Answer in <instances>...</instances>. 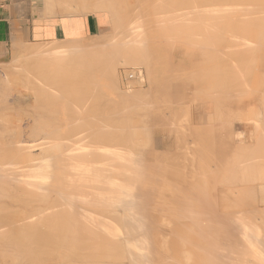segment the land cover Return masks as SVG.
Masks as SVG:
<instances>
[{
	"label": "bare ground",
	"instance_id": "1",
	"mask_svg": "<svg viewBox=\"0 0 264 264\" xmlns=\"http://www.w3.org/2000/svg\"><path fill=\"white\" fill-rule=\"evenodd\" d=\"M49 1L47 2L46 0L47 6L44 5L46 6L45 8H47L46 10L48 12L56 4V1L54 2L55 4L53 3L52 0H49ZM61 1L64 3L66 2L63 0ZM101 1L102 2L101 3L99 2V3L103 4L104 1L103 0ZM123 1L121 0V2ZM163 1H166V0H163ZM168 1L169 0H167V2ZM183 1H181V4ZM191 1L192 0H188L189 4L191 3ZM211 1H214V0H211ZM217 1L220 2L221 0H217ZM230 1L232 2L234 0H230ZM230 1L228 2L227 0V3L231 4ZM62 2L57 0L56 5L58 6L60 5V7L62 6L64 7L66 3L63 4ZM72 2L74 3L75 1H72ZM108 2L110 3V0ZM133 2H136V1H133ZM192 2H194V0ZM51 3L54 5L50 6ZM96 3L98 4V2ZM170 3L168 2V5L166 4L167 5L166 8L164 6H163L164 8L163 7L161 8L160 11H163L162 14L160 13L161 15L163 16H165V14L168 15L169 11H172V8L174 9L173 5H175L176 3L175 2H174L175 4L173 2L171 4ZM184 3L188 5L187 1L186 2L184 1ZM223 3H218V4L222 5ZM225 4H223L222 6H224ZM228 4L226 6H228ZM237 4L239 5V9L241 8V10L237 9L239 13L240 11H243L245 15L248 14L247 17L250 16L249 19L252 18L253 24L257 23L256 25H258L260 29L259 30L260 32L257 30L259 32L258 34L260 35L259 36L260 45L258 44L250 45L251 43H248L249 41L244 40L242 43L249 44L250 46L248 45L246 48L245 47L236 48L235 51L238 50V52H236L238 54H240L239 51L240 52L243 51L245 56H248V58H250L249 60L251 61H253L252 58L255 59V57L253 56L258 55L257 56L258 61L260 63V60H261L260 64L262 66V62H264V0H241V1H238ZM104 5H106V3L103 5H100V7ZM68 6L70 8H74L73 7L74 5L71 7V3ZM88 6L89 5H86L85 7H88ZM95 6L94 8H96ZM111 6L113 5L110 3L108 4L109 9L108 7H103V8L104 9L107 8L108 11L110 10V13L107 12L108 15H106V17L109 19V21L113 20V22L115 23L116 20L119 21L118 18L120 17V15L118 13V9L111 7ZM219 6L220 5H218V8L221 9L222 6H220L221 8ZM85 7H82V8L85 9ZM186 7L188 9L191 8L188 6ZM231 7L236 8L235 5L234 6L229 5V9H231ZM45 8L43 7V9ZM138 8L140 7L138 6L137 9ZM68 9L66 13L64 12V10L58 13L57 11H54V9H51L52 11L50 10L49 14L54 15L55 13L56 15L58 13V15L61 16L60 13H62L65 16L67 15L68 17H71V18L77 17V14L79 16L81 14L80 12L74 14L76 7L74 8V10L72 9L73 12L71 10L69 11ZM89 9L91 8L89 7ZM214 9L216 11V8ZM222 9H224V7ZM234 9L233 11L235 12L236 10ZM87 10L88 8L86 9V11ZM93 10L94 9H92V12ZM100 10H98V12H100ZM203 10L204 12H206L207 10H209V8L203 9ZM203 10L201 11L203 12ZM76 11L78 12V9ZM80 11L83 12L82 9ZM233 11L230 10L229 12H233ZM42 12H44L45 14L44 10ZM92 12L89 11L87 14V17H85V14L83 13L81 14L85 18H88L89 20L87 22H85L84 20L85 22L84 26L88 29V32H87L88 37H86L87 40L81 41L80 39H78V37L76 38V40H75V37L70 38V40L74 39L72 40L73 43L70 45L71 42L66 41L68 40L66 38V40L64 39V41L65 43L68 42L69 44L68 45L67 43L65 44L62 41L63 40L62 38H60L62 39L61 43H64L67 47L64 44L60 45V42L57 43L58 39L55 40L57 41L55 43H57L60 46H58L57 44L55 46L54 42L50 43L54 39L51 41H47V42L43 41V43L45 42L47 44L46 46H43L45 45V43L42 45L44 47L45 52L42 49L43 47L40 45L42 43L40 42L38 43L41 46L40 47V46H35L37 42L36 43L34 42L35 48H33L34 46L31 48V51H34V53L33 52L31 53L30 51L29 52L30 54L27 53L28 56L26 55L24 56V58H27V57L28 58L26 60L22 59V61H20V62L24 61L21 64V66L23 67V70L25 69L24 70L25 74L21 75L23 79L21 77L20 79L17 78L19 81L24 80L26 85L33 87V88L31 87V90L29 89L30 92L27 93L26 96L24 94H23L24 96L20 94L21 88H20V85L18 84V87L20 88V93H19L20 97H15L11 105L10 103L11 101H9L8 99H4V97L6 96L7 98L8 96L10 97L12 96V94H8L9 93L8 89L10 87H8L7 89V87L4 86L6 87L7 90H5V88H0V91H2V94L4 92L3 90H5L6 92L8 91L7 93L4 92L5 94H7V95L3 94L4 97L3 95H1L3 98L2 100L4 101L0 99V140H3V141L9 140L8 147H6L5 149L2 148L3 150L0 148V195L4 194L6 196L4 201L0 200V226L2 227V229H0V244L3 243V244H9V246L12 245V247H15L16 251L22 253V256L23 255L26 256L25 261L27 262L30 261V259L27 260V257L36 256L37 258V256L40 254L42 255V254L50 253V256L51 255L52 256L50 258L48 257L47 260H50L52 258L59 260V261H56L57 263H53V264H72L70 263L71 262L70 260H75V261L80 260L82 263H85V264H264V205L261 207L256 206L252 208H243L241 206H237L235 209L220 208L219 206L221 203L228 202L230 198V193L234 199H235V195L233 194L238 195L236 196V198L240 196L239 198L240 201L245 196H247L250 191L256 192L258 201H262L264 197V73H263L264 67L260 68V70H263V72L258 71L259 73L260 72L262 73L261 78L263 79H260L259 75L261 73L259 74L256 72L257 74L256 76V74H254L255 72L254 71L253 74L256 77H254V75H251L250 73L251 77L254 78V80H258L257 85L255 83L254 84L252 83L253 86L255 87V88L253 87L254 91L253 89L252 91H250V89H248V86L246 85L247 83L246 80L248 79L249 75H247V77L245 76L246 74L243 76H240L241 78L245 77V80L244 79L241 80L240 77L238 76L239 79L243 83L242 84L240 82L242 84V87H239V86H235L237 83L235 85H233L234 84L233 83L232 84L233 86L231 85L230 82L234 81V80H231L232 74L234 72L231 69L232 74L230 73L229 70L228 71L230 74H227L226 72L228 71H225L228 69L226 65L224 66L225 70L223 66H221V69L223 68L222 71H225L227 75H225V73H223L220 68L219 70H214V67H213V70L216 71V73H213L212 72L213 70L210 71L213 73V76L214 74H216V77L218 76L219 80L215 76L214 78H216L219 82L223 81L220 83V84L223 83L220 86L219 82L218 83L214 82L213 77H211V80H213V83L215 85L219 84V87H221V90L219 89V91L221 92L219 93H224V91L226 92L230 90L231 92L233 90L238 91L239 88L249 90V93L247 90H245L247 91L246 93L243 91L245 93L243 96L249 95L251 92V95H249V97L251 98L248 99V97L246 96L248 101L245 100L243 101L244 103L241 101L243 103L241 106L236 104L237 108L242 110L241 112L243 114V117H241L242 116L241 115L239 117L240 119L238 117L237 118L238 120H241V118H243L241 121H245V123L240 121L234 124L230 123L229 125L227 123V125H225L223 121L224 120L226 121L231 116V115H228V113L231 114L232 112L231 110H230L231 112L229 111V107H227L228 106L227 105L226 110H225L226 112L225 111H223L224 113L220 112V115L218 116V119L220 118L219 121L217 120L214 122L209 121L210 123L215 124V126H212L210 129L209 127L212 124L208 128H205L206 126H204L205 128L204 130H203V127L198 128V129L203 130V131L202 130L200 131L202 132L200 133L201 134L200 137L203 140V143L202 141H200L201 139H198L196 135H195L196 137H194L195 132L198 130V129H195L196 128L194 127L195 124L194 126H192L193 124L190 126L191 128H193L191 129V132H190L189 129L186 130L185 128H183L185 126L182 123L183 127H177V126L172 127L175 129V132L168 131L171 133V135L173 134L172 137H175L173 138L175 141H173L174 143L172 144L173 146L171 145V147H176V150H174L176 154L175 152L173 153L172 148H171L172 151L171 149L168 150L172 154L166 151L167 149L166 147L168 145L164 143L163 141L164 139H160V138L159 140L163 141L162 147L160 145L161 148H159V151H157L156 154L154 153L155 155L149 154V149H150L149 146L151 144L150 145L148 143L146 144V142H144L145 139L143 140V142L145 143V144L143 143L144 145H141V142L140 144H137V143L135 144L134 138H137L136 135L134 134L132 135V133H130L129 127H124L125 125L123 126V124L124 123L126 124L128 120L127 119L128 116H126L127 118H125L123 114L125 111L128 112L127 107H126L128 106V101H129L128 98H132V99L135 98V101L138 100V105H141V104L139 103V99L136 97V94H138L139 92L136 93L130 88V90L133 93L130 91L126 93V91L124 92L123 90L120 89L119 67L124 66L125 68H129V67H132V65L137 66L136 64H141L140 60L144 58L142 56L143 54L140 55L142 56L140 57V56H137V53L141 54V51L143 50L146 51V49L149 53L150 52L152 53L151 55L146 52V54L149 55L146 58L147 59L149 58L148 62L150 63L148 64V66H150L153 61V58L151 59L150 56L151 57L158 56L157 58H159L160 56L158 54L155 55L153 53V50H155L157 47V46L156 47L154 46L155 42L159 40H154L153 39L154 35L153 37H151L152 36V35L150 36L151 32L145 31L147 28L145 30L142 29L144 30V34L147 33L145 34L147 35L146 37L145 36L137 37L135 34H133L134 32L129 33L130 31L127 33H124L126 30H128V28L124 31L123 30L124 28L122 26L123 23H120V24L118 23L117 28H115L114 30L112 29L111 30L112 33H111L107 27H106L107 29L105 28L106 30L104 29V26H106L107 24L101 25L102 23L100 21H102V18H104V16L103 15L100 16L101 13L96 14L93 12L94 13L93 14ZM218 12H221V15H222L221 10ZM129 13L131 14L132 12L129 11ZM147 15L146 17H148ZM224 15H227V14L225 13ZM242 15L243 14H241V16ZM241 16H240V19H241ZM138 17L136 16V18ZM146 17L144 18L146 19ZM247 17L245 18L248 19ZM157 18H159V16ZM170 18H173V17H170ZM191 18L193 17L191 16ZM141 19L143 20V22L141 21V24L148 23L147 21H149V20L147 21L145 20L144 22V19L143 18ZM123 20L124 19H122V21ZM126 21H127V18H126ZM153 21H154V18H153ZM166 21H167V18H166ZM178 21L177 22L175 21V23H178ZM181 21L182 20H180V22ZM247 21L248 20H246V22ZM249 21H248V26H247L248 28H250ZM94 22L96 25V33L93 30ZM163 22L161 23L164 25ZM167 22H169V19ZM167 22H166V25H168ZM223 22L225 23L226 21H223ZM103 23H105L104 20H103ZM110 23L112 24L111 21ZM161 23L159 22V24L163 26ZM149 24H150V21H149ZM159 24H157V26H160ZM102 26H103V29H102ZM235 26L237 25H234V27H231L229 25L230 28H235ZM253 26L251 25V28ZM124 27L126 26L124 25ZM144 27H147V26L145 25ZM166 27L167 26H165V28ZM168 27L169 28H167V30L170 29V25ZM156 28L158 29V27ZM133 29H131V32ZM171 29H172V32H174L173 31L174 28L172 27ZM237 29L238 28H235V30ZM104 30L106 33H104ZM254 30H252L251 32H253ZM246 31L249 32L248 29ZM170 32L171 31H169V33ZM183 32L185 31L183 30ZM196 32H198V30H196ZM217 32H219V30ZM231 32H233V35H234V29L233 31L231 30ZM242 32H244V28H243V31H241V33ZM207 33L210 34L211 32L208 31ZM196 34H199V32ZM245 34H244V37L246 38ZM111 35L112 37L110 39L109 36ZM179 35H181V33ZM217 36H219L218 33H217ZM174 38H175V35L172 37V39ZM163 39H165V37ZM256 39L257 38H255V40ZM218 40H219L218 41L219 43L223 41V40L221 41L219 38ZM226 41L228 40H226L225 38V42ZM229 42L231 44L239 43L238 45L241 46L240 41H236V42L229 41ZM168 43H172V41ZM214 43H216V41ZM219 43H218V46H219ZM205 44H208V43H205ZM226 44L228 45L227 42ZM166 45L168 44H165V47ZM25 46L27 47V45ZM153 46L155 47V49ZM162 47H164V45H162ZM204 47L207 48V46H204ZM35 49L37 50L36 52L39 51V54L41 52L40 51L41 49L43 50L42 52L44 53L41 52V55H39L38 53H35ZM199 49L201 48L199 47ZM199 49L197 48L196 50H199ZM215 49H214V52H215ZM223 49H222V52L224 51ZM24 51H25V48H24ZM27 51H29V49ZM159 51L161 52L160 49ZM165 51L166 50H164L163 52ZM199 51H202V50H199ZM199 51H196L197 54ZM131 53H135L136 55H133ZM208 53H212V51H209ZM215 53L213 54V56L215 55ZM231 53L229 56H231ZM236 53L235 55L234 54L233 55L236 56L237 58ZM67 54H69L68 56L69 58L67 57ZM204 55L206 56V53L203 54V56ZM216 55L218 57V53ZM213 56L209 54L208 56H206V58H202L201 55L199 56L197 55L198 61L197 60L196 61L199 62V57H201L204 60L207 59L206 61H208V59L213 60L212 58L215 57ZM223 58H226V57L223 56ZM246 58L247 57H245V59ZM147 59L144 58V61ZM215 59L218 60L217 58ZM228 59H231V57ZM175 60H178V57H175ZM219 60H221L222 62L224 61L222 60V58H220ZM51 61L58 62L56 64L58 66L60 65L59 63H61L62 61L63 62L68 61L67 65L70 62H72L73 65L70 66V68L75 67V69L71 68L72 71L73 70L74 71L72 72L69 69L67 71H70V72H67L64 68L65 66L63 67L64 63H62L63 68L61 66L59 67L61 68L60 70L64 69L65 72L61 71L63 73L60 72L58 73L60 75H58L57 73H55L57 70H55V72L54 71L51 72L50 71L51 67L50 68L47 67V66H52L54 64L53 63L52 65H48V63L49 62L51 63ZM203 61H200V63H203ZM218 61H216V64H219ZM42 62L44 64L45 63L47 64H45L44 66ZM222 62L220 64H222ZM237 62L239 63L240 61H237ZM253 62L255 63V61ZM205 63L208 64L209 62L208 63L205 62ZM254 63H252V65ZM142 64L144 65L143 61H142ZM169 64L171 67H173L172 63H169ZM244 64L245 63H243L242 66H244ZM152 65H155V62L154 64L152 63ZM146 66L147 65H145V67ZM254 66L255 68L253 67L251 68L256 69L257 66L256 65ZM263 66H264V63H263ZM59 67L55 66V68L57 69ZM238 67L236 68L238 69ZM39 68L41 70L43 69L42 70L43 72L40 73ZM46 68H48L49 70ZM149 68L152 69L151 66ZM205 68L207 67L205 66ZM205 68H204V73H206L208 70ZM60 70L58 69V72ZM24 71H22L21 73H24ZM148 72L150 73V71ZM246 72H249V69H247L245 73ZM199 73L201 74L202 72H198V74L196 73L194 74L196 76L198 75L197 77H201L202 78L201 81H203V79L205 80L204 78L205 74L203 73L204 76L202 77V74L201 76H199ZM206 75L208 76H205V77L209 78V74L206 73ZM159 78L160 77L156 79L157 80L156 82H159L161 80ZM168 78L169 76H167V79L164 78L163 81L169 80ZM12 79L11 81L14 83V80ZM17 79L15 78L16 80L15 83H17ZM239 79L238 78L236 79L238 80L237 81L238 85L240 84ZM99 80H103L104 83L103 82L99 83L98 82ZM172 80H174V78L171 79V81ZM196 80L198 81V78H196ZM206 81L207 79L204 81V83ZM9 82L10 81H8L7 84ZM154 82L155 81H153V83ZM160 82H162V80ZM211 82L212 81H210V83ZM146 83H149V81ZM208 83L209 81H207V84ZM196 84L197 85H195V87L196 86L199 87V82ZM214 84L212 85L215 86ZM26 85L24 86V88L26 87ZM29 86H27V88H29ZM211 86L210 84H208L207 90H209V87ZM102 87L105 89L106 87L107 88L112 87L115 92L113 93L115 98L113 96H109V95L107 96L103 92ZM195 87H194L195 91L193 90L194 92L192 93L196 94V96L198 94H204L202 93V91L205 90L204 87L198 88L200 89L201 93H199V90L197 89V87L196 88ZM214 88L216 89V87ZM214 88L212 90H215ZM201 89H204V90L201 91ZM11 90H12V87L10 91ZM110 90L111 88L109 89V91ZM156 90L158 91V87L157 89H155L156 97L154 98L156 99L153 98L154 100H157L159 98L158 96L159 94ZM207 90L205 91L207 92ZM148 91L149 89L147 90V92ZM150 91L148 92L149 96L152 95V91L151 92ZM196 91L198 92V94ZM143 92L144 91H142V93ZM190 93H191V90H190ZM145 94H146V97L148 98L147 93H144V96ZM168 94L170 95V92ZM237 94L239 95V93ZM237 94H234V95H237ZM188 95L186 96L185 99L182 98L183 100H180V101L178 100L179 101V102L177 101L178 103L174 101L176 104H174L175 108H172V110L176 111L175 113L177 116L174 119L177 120V118H179L180 116H182L184 119V116L189 115V114H186V115L184 114V112H186L185 110V108H187L186 106H190L192 104V103L189 104L190 100L191 99L193 100V98ZM212 95H214V92L212 93ZM215 95H217V93ZM218 95H217L218 98L215 99L216 97L215 96L214 100L212 99L213 96L209 98V100L212 103L211 107L216 108V109H218L219 107L221 108V106L225 104L227 99L229 100L230 98H232L229 94H227L228 97L230 96L229 98L226 97V95L224 94H220V96ZM231 95L233 94L231 93ZM239 96L238 97L234 96V98L238 100V98L240 99ZM146 97H144L145 99L142 98V100L145 101L144 104L147 101ZM198 97L200 99L202 95L197 96L196 98L197 100H199ZM204 98L207 99V97H204ZM47 99H50V102L49 100L47 101ZM119 99H122L123 101H120ZM6 100L9 101L10 104ZM161 101H158V102H161ZM4 102H7L9 106L6 105ZM231 103L233 104V102ZM231 105L229 106L231 107ZM149 107L150 106H148V108ZM31 108L32 109L34 108V110L36 109L39 110L36 112L37 113L36 118L38 120L40 119L41 124H43L44 126L43 125L37 126L31 123L32 120H30V113H29L31 112L30 110H32ZM106 108H108V111L107 112L105 111V112L107 113V117L109 118V120L106 117V113H104V110ZM227 108H228V112H227ZM191 109L193 110V108H190V110ZM205 109L208 110V108H205ZM210 109L208 111H210ZM190 110L187 112L190 113ZM245 110H246V113H245ZM7 111H9V113H7ZM165 112L168 113L169 110L168 111L165 110ZM164 113L162 114L165 116ZM167 113H166V116L168 117ZM193 113L194 112H192L190 116H192ZM208 113L210 114V112ZM239 113H237V115ZM122 115L125 118V120L121 118ZM148 115H145V116H148ZM204 115H207V113ZM113 116L116 117V118L114 117L116 122L114 121ZM212 116H213L212 118H214L216 115L215 116L212 115ZM31 117H33V115ZM169 118H172V117H169ZM33 119L35 120L34 117ZM164 119L168 121V119L166 118ZM174 119H171V120L169 119V120L170 121L173 120V122L175 121L176 123V120ZM229 119H231V117ZM229 119L228 121H231ZM147 120H149V118ZM190 120L194 122L195 119L193 120L190 117ZM35 121L37 123L40 122L37 120ZM110 121L113 122V126H111L112 123ZM142 121H143V117H142ZM119 122H121L122 125ZM206 122L208 123L207 119H206ZM117 123L118 125L120 124L121 126H118ZM137 123H136V126H137ZM154 123H155V120H154ZM159 123H161V121ZM191 123H189L188 125H190ZM247 123L249 124V126H252L251 128L254 127L253 128L254 131L256 130L255 128H257L256 130L257 132L255 131L256 133H254V131H250L252 129H250L249 127L248 128L249 133L247 130L246 132L244 131L246 136L245 134L242 135L241 133L243 132L239 131L240 132L239 134H241L240 135L241 139L235 140L237 138V135H234V133L236 132L235 128L237 127L240 128L242 126L241 129H243L244 127L243 130H245L246 129L245 126H247ZM31 124H32V127H31ZM150 125L151 124H148V126ZM172 125L174 124L172 123ZM234 126H237V127H234ZM41 127H44V129H46L47 131H43L42 130L43 128L41 129ZM131 129L133 130V128ZM156 136L158 137V134ZM191 138L193 139V141L189 140ZM165 139L169 140V138L167 137ZM195 139H196L197 144L199 141L201 142L198 144L199 146L197 145L198 148L201 147L199 148L200 151L198 150L196 146H194ZM155 141L154 143H157ZM191 141L194 142V145L191 144ZM139 145L142 147L144 146L145 148L143 147V149L139 150L140 147L137 148V146ZM156 146H154V144L152 145L153 148ZM189 149H191L193 153H195L197 156L196 157L194 156L195 154H193L192 158L196 157L194 160H192V158H189L192 155L191 153H190L191 155L189 154V151H190ZM197 153L199 154L197 155ZM172 155H174L173 158L171 157ZM186 155H188V157ZM186 157L189 159L184 160ZM35 171L36 172L38 171L37 173L40 172L38 176L33 175V172L36 173ZM0 199H2V197ZM14 204L15 205L22 204V205L18 206L17 208V206H15ZM26 217L31 218V221L34 222V224H32L31 226L25 224L26 223L25 221H27V219H25ZM257 218L259 220L255 221L257 220ZM256 231H258V233H255ZM233 234L237 235L238 237L235 236V239H233L234 240L233 242L235 243L236 241V243L232 244L233 243L232 242L231 243L232 246L235 245L232 247L230 246L231 244L227 245L226 243L230 242L228 241V239ZM236 237L238 240L236 239ZM33 239L34 241H32ZM217 241L218 242L222 241V243L227 245V247L229 246L228 247L229 250H227L228 248H226L225 245L224 246L219 245L221 247L219 252H217L219 249V246L217 245L216 246L218 249L215 248L216 249L215 251H213V249L211 250V246L213 245L212 243L213 242L216 243ZM241 242L243 244L245 242V244L241 245L242 244ZM216 246H213V247H216ZM222 247H224L226 251L221 250L223 249ZM204 248L205 249L210 248L209 250L210 252L212 251L216 253H221L224 251L229 253L232 250L231 251L232 255H227L224 252L223 254L221 253L220 256L216 254V256H219V257H216L215 255L213 256V253H210V254L209 252L204 253V251L206 250L208 251V249L205 250ZM235 249L238 252V254H235L237 253L236 251H234ZM13 253H11V256ZM26 254L30 256H27ZM239 254H240V257H238ZM236 255H238L237 256L238 258L236 257ZM42 256H39V258L40 257L42 258ZM233 256H235L236 259ZM63 259H66V260H63ZM32 260H34V258ZM38 260H36L37 263L40 262V260L39 261ZM67 260L70 262H64Z\"/></svg>",
	"mask_w": 264,
	"mask_h": 264
},
{
	"label": "rangeland",
	"instance_id": "2",
	"mask_svg": "<svg viewBox=\"0 0 264 264\" xmlns=\"http://www.w3.org/2000/svg\"><path fill=\"white\" fill-rule=\"evenodd\" d=\"M49 0H47V2H48ZM53 1V3L56 1V4H57V0H52ZM60 2H62L61 0H59ZM63 1H66L65 3H66V8H65V6L62 8V7H60V5L58 6V5H56L55 3V6H53L54 4H50V6H53V8H51V9H54V11H57L58 13L59 12H62L63 10H64V12L66 13V11H67V9L70 11H72V9L74 10V8L76 7V10L78 9V12L75 10V13L74 14H76V13H83V14H85V17H87V14H88V12L90 11V12H92V9H94L93 10V12L94 13H101L100 14V16L101 15H103L104 16V18H102V21H100L102 24L101 25H104V24H107L106 26H104V29L107 27L108 28V30H110V32L112 33V29L114 30L115 28H117V24L119 23H123L122 24V26H123V30L125 31L127 28H128V30H126L124 33H127V32H129V33H133V34H135L137 37L139 36V37H146L147 35H145V34H147V33H145L144 34V30L147 32V31H149V32H151V34H150V36L151 37H153V35H154V37H153V39L154 40H159V41H156L155 42V47H156V49H155V47H154V49L155 50H153V53L155 54V55H160L159 56V58H157L158 56H155V57H151L150 56V58L152 59L153 58V61H152V63L154 64V62H155V65H152V63H151V67H152V69H150L149 67L150 66H148V64L150 63V62H148L149 61V58L147 59L146 57L147 56H149V55H147L146 54V52L147 53H149L148 51H147V49H146V51L145 50H143V51H141V54L140 53H137V56H140V55H142L145 59H147V60H145L144 61V58L143 59H141L143 62H144V65L142 64V61L140 60V62H141V64H136L137 66H135V65H132V67H129V68H125L124 66H121V67H119V83H120V89L121 90H123L124 92L126 91V93L128 92V91H130V92H132L131 90H130V88L134 91V92H139V93H141V94H136V97L139 99V103L141 104V105H138V100H136L135 101V98L134 99H132V98H128V100L130 101H128V106H126L127 107V110H128V112L127 111H125L123 114H124V117L125 118H127L126 116H128V120H129V122H128V120H127V122H126V124L124 123L123 124V126L124 127H129V129H130V133H132V135L134 134V135H136V137L137 138H134V141H135V144L137 143V144H140V142H141V145H144L145 143L144 142H146V144L148 143L150 146H149V154H156V152L157 151H159V148H161L162 147V145H163V141H164V143H166V145H168L166 148V151H168V150H170L171 148L173 149V153L175 152L174 150H176V147H171V145L174 143L173 141H175L173 138H175V137H172V135H171V133L170 132H175V129L174 128H172L173 126H177V127H183V125L185 126V127H183V128H185L186 130L187 129H189L190 130V132H191V129H193V128H191L190 126L192 125V126H194V124H195V126L194 127H196L195 129H198L199 127H203V130L205 129V128H208L211 124V126L209 127V129L212 127V126H215V124H213V123H210L209 121H211V122H214V121H219V119H218V116L220 115V112H222V113H224L223 111H225L226 110V106L227 107H229V111L231 112V114H229L228 113V115H231L230 117H231V119H229V120H231V121H228V119L225 121H223L224 123H225V125H227V123H228V125L231 123V124H234V123H237V122H240L243 118H241V120H238V118L241 116V117H243V114H242V110H240L239 108H237V105H239V106H241L244 102L243 101H245V100H247V97H248V99L249 98H251V97H249V95H251V92H250V94L249 95H245V96H243L247 91H248V93H249V90L248 89H250V91H252V89H253V91H254V86H253V84L255 83L256 85H257V83H258V80H254V78H252L251 77V75H254V74H256V72L257 73H259L258 71H261V72H263V70H260V68L261 67H264L263 66V63L264 62H262V66H261V60H260V63H259V61H258V58H257V56L258 55H256V56H253V57H255V59H253L252 58V60L253 61H255V63L253 62V61H251V60H249L250 58H248V56H245V54L243 53V51H239V53L241 54H238V53H236V52H238V50L237 51H235L236 50V48H246L249 44H244V43H242L244 40H247V41H249L248 43H251L250 45H254V44H258V45H260L259 44V27H258V25H256L257 23H255V24H253V21H252V18L251 19H249V17H247L248 16V14H244L243 13V11H240V13H239V11L237 10V9H239V5L237 4V2L238 1H241V0H234V1H230V0H228V2L230 1V3L231 4H228L227 3V0H225V1H223V0H221V1H223V2H218L217 0L215 1H211V0H198V1H196V0H194V2H192L191 1V3L190 4H192V5H190L189 4V2H188V0H184L185 2L187 1V4L188 5H186V3H184V1L183 0H180V2H179V0H169L168 2L170 3H174L175 5H173L174 6V9L172 8V11H169V13H168V15L167 14H165V16H163V15H161L162 13H163V11H160L161 10V8L164 6L165 8L167 7V5H168V2H167V0L166 1H163V0H122L123 2H121V0H110V3L113 5V6H111V7H114V8H117L118 9V13H119V15H120V17L118 18L119 19V21L118 20H116L115 21V23L113 22V20H110L111 22H112V24L110 23V21H109V19L106 17V15H108V13H110V10L108 11L107 10V8H103V7H108V4H110L108 1L109 0H103L104 2H103V4H105L106 3V5H104V6H101L100 7V5H103V4H100L102 1L101 0H92V1H90V0H63ZM72 1H75L74 3L72 2ZM80 1V2H79ZM88 1V2H87ZM106 1V2H105ZM114 1V2H113ZM115 1H116V3H115ZM127 1V2H126ZM133 1H136V2H133ZM150 1H152V2H150ZM162 1V2H161ZM181 1H183L182 2V4H181ZM207 1H208V3H207ZM33 2V3H32ZM41 2V3H40ZM45 2V3H44ZM47 2H46V0H31V4L33 5V7H34V14H37V15H39V16H58L59 17V23H58V26L56 27V28H54L53 26H51L50 28H47L46 29V32L45 33H43V34H39L38 36H37V38L36 39H34L33 41H31V42H29V44L27 43V44H23L22 46H20V47H18V48H16L12 53H11V56H10V58H9V60L7 61V62H5V63H3V64H0V88H5V90H7L8 89V87H10L9 89H8V91H9V93L8 94H12V96L10 97V96H8V98H7V96L6 97H4V95L3 94H5L4 92H6L5 90H3L4 92H3V94H2V91H0V96L1 95H3V97H4V99H8L9 101H11L10 103H11V105H12V102H13V100H14V98L15 97H20V94H24L25 96L27 95V93H29L30 91H29V89L31 90V87L32 86H29V85H26V83L24 82V80L22 81H19L17 78H19L20 79V77L22 78V74H25V69L23 70V67L21 66V64L24 62H20V61H22V59H24V60H26L27 58H24V56L26 55V56H28L27 55V53L28 54H30L29 52L31 51V48L35 45V43H36V45L35 46H42L45 42H47V41H51V40H53L52 42H50V43H53L54 42V44H55V46H56V44L57 43H59L60 42V45H63L64 43H65V41H64V39L66 40V38L68 39V40H66V41H70L69 43H70V45L73 43V41L72 40H74V39H71L70 40V38H74L75 37V40H76V38L78 37V39H80L81 41H85V40H87L86 39V37H88V29L84 26V24H85V22H87V21H89L88 20V18H85L83 15H81L80 14V16L77 14V17H68L67 15L65 16L64 14H62V13H60L61 14V16L60 15H58V13L55 15V13H54V15L53 14H49V12H50V10H49V12L46 10L47 8H45L47 5ZM49 2H51V1H49ZM77 2V3H76ZM95 3V5H94V3ZM96 2H98V4L96 3ZM100 2V3H99ZM107 2H108V4H107ZM167 2V3H166ZM211 2H212V4H211ZM217 2V3H216ZM43 3V4H42ZM63 4H65L64 2H62ZM70 3H71V7L73 6L74 8H70L68 5H70ZM85 3V4H84ZM114 3V4H113ZM119 3V4H118ZM122 3H123V5H122ZM125 3V4H124ZM152 3V4H151ZM164 3V4H163ZM170 3V4H171ZM195 5H194V4ZM203 3V4H202ZM218 3H223V4H225L224 6H222L221 4H218ZM233 3V4H232ZM49 4V3H48ZM82 4V5H81ZM92 4V5H91ZM100 4V5H99ZM140 4V5H139ZM167 4V5H166ZM179 4V5H178ZM198 4V5H197ZM228 4V6H226ZM44 5H46V6H44ZM77 5V6H76ZM84 5V6H83ZM86 5H89L88 7H85ZM91 5V6H90ZM190 5V6H189ZM201 5V6H200ZM207 5V6H206ZM218 5H220V6H222V8L224 7V9H222L220 6V8L221 9H219L218 8ZM229 5L231 6V5H235L236 6V8L234 9L233 7H231V9H229ZM238 5V6H237ZM36 6V7H35ZM49 6V5H48ZM58 6V7H57ZM81 6V7H80ZM94 6L96 7V8H94ZM126 6V7H125ZM140 7V8H138V9H140V10H138L137 9V7ZM154 6V7H153ZM186 6H188V7H191V8H187ZM226 6V7H225ZM43 7L45 8V9H43ZM68 7V8H67ZM78 7V8H77ZM82 7H85V9H83ZM89 7L91 8V9H89ZM109 7H110V5H109ZM109 7H108V9H109ZM153 7V8H152ZM157 7V8H156ZM163 7V8H164ZM204 7V8H203ZM228 7V8H227ZM88 8V10L86 11V9ZM98 8V9H97ZM102 8V9H101ZM113 8V9H114ZM124 8V9H123ZM178 8V9H177ZM193 8V9H192ZM209 8V10H207L206 12H204V10L203 9H208ZM214 8H216V11H215V9ZM226 8H227V10H226ZM45 11V14H44V12H42L43 10ZM66 9V10H65ZM82 9V11L83 12H81L80 10ZM101 9V10H100ZM112 9V8H111ZM133 9V10H132ZM177 9V10H176ZM180 9V10H179ZM183 9V10H182ZM187 11H185V10ZM188 9V10H187ZM219 9V10H218ZM233 9L234 10H236L235 12L233 11ZM42 10V11H41ZM98 10H100V12H98ZM147 10V11H146ZM201 10H203V12L201 11ZM222 11V15H221V12H218V11ZM225 10V11H224ZM230 10H232L233 12H229ZM239 10H241V8L239 9ZM52 11V10H51ZM53 11V12H54ZM97 11V12H96ZM116 11V10H115ZM114 11V12H115ZM129 11L130 12H132L131 14L129 13ZM138 11V12H137ZM140 11V12H139ZM149 11V12H148ZM160 11V12H159ZM177 11V12H176ZM192 11H193V13H192ZM197 11H199V12H197ZM200 11H201V13H200ZM209 11V12H208ZM229 12V13H227V12ZM48 12V13H47ZM63 12V13H64ZM73 12V11H72ZM92 12V13H93ZM108 12V13H107ZM111 12H112V10H111ZM127 12V13H126ZM145 12V13H144ZM174 12V13H173ZM184 12V13H183ZM214 12V13H213ZM224 12V13H223ZM93 13V14H94ZM126 13V14H125ZM161 13V14H160ZM217 13V14H216ZM227 14V15H224V14ZM231 13V14H230ZM232 13H234V14H232ZM44 14V15H43ZM48 14V15H47ZM95 14V15H96ZM98 14V15H99ZM123 14H124V16H123ZM130 14V15H129ZM148 14V15H147ZM153 14V15H152ZM171 14H173V15H171ZM195 16H194V15ZM197 14V15H196ZM214 14H216V15H214ZM240 14V15H239ZM241 14H243L242 16H241ZM63 15V16H62ZM128 15V16H127ZM146 15L148 16V17H146ZM177 15V16H176ZM188 17H186V16ZM202 15V16H201ZM205 15V16H204ZM221 17H220V16ZM224 15V16H223ZM239 15V16H238ZM245 15V16H244ZM97 16V15H96ZM135 16V17H134ZM136 16L138 17V18H136ZM159 16V18H157ZM161 16V17H160ZM184 17V19H183V17ZM191 16L193 17V18H191ZM207 16V17H206ZM223 16V17H222ZM228 16V17H227ZM233 16V17H232ZM240 16H241V19H240ZM244 16V17H243ZM252 16V15H251ZM144 17H146V19L144 18ZM169 17V18H168ZM170 17H173V18H170ZM186 17V18H185ZM212 17H214V18H212ZM217 17V18H216ZM225 17V18H224ZM245 17H247L248 19H246ZM61 18V19H60ZM63 18V19H62ZM66 18V19H65ZM69 18V19H68ZM76 18V19H75ZM85 18V19H84ZM126 18H127V21H126ZM130 18V19H129ZM141 18H143L144 19V22H145V20L147 21V20H149L150 21V24H149V21H147L148 23H142L143 24V26H142V24H141V21L143 22V20L141 19ZM153 18H154V21H153ZM156 18V19H155ZM166 18H167V21H168V19H169V22H170V20H171V22H170V24H169V22H167L166 21ZM178 18V19H177ZM181 18V19H180ZM190 18V19H189ZM194 18H196V19H194ZM201 18V19H200ZM214 20H212V19ZM243 18H244V20L246 19V20H251V21H249L250 23H249V25H250V28H248L247 26H248V21L246 22V20H245V22H244V20H243ZM254 18V17H253ZM121 19V20H120ZM122 19H124L123 21H122ZM131 19H133V20H131ZM158 19H160V20H158ZM187 19H188V21H187ZM203 19V20H202ZM211 19V20H210ZM218 19V20H217ZM223 19V20H222ZM230 19V20H229ZM84 20H85V22H84ZM103 20H104V22L105 23H103ZM106 20V21H105ZM138 20V21H137ZM174 20V21H173ZM179 20V21H178ZM180 20H182L181 22H185L184 24L183 23H181L180 22ZM184 20V21H183ZM199 20V21H198ZM216 20V21H215ZM236 20V21H235ZM242 20V21H241ZM109 21V22H108ZM134 21V22H133ZM152 21V22H151ZM164 21V22H163ZM167 22V24L168 25H166V22ZM173 21V22H172ZM175 21L177 22L178 21V23H175ZM199 23H198V22ZM221 21V22H220ZM223 21H226L227 23H229V24H227L226 22L224 23ZM231 21V22H230ZM235 21V22H234ZM239 21V22H238ZM127 22V23H126ZM158 22V23H157ZM159 22L161 23V22H163L164 23V25L163 26H161L160 24H159ZM179 22H180V24H179ZM192 22V23H191ZM205 22H206V24H205ZM240 22H241V24H240ZM252 22V23H251ZM133 25H132V24ZM173 23V24H172ZM190 23V24H189ZM203 23V24H202ZM209 23H211V24H209ZM213 23V24H212ZM236 23V24H235ZM247 25H246V24ZM111 24V25H110ZM114 24V25H113ZM149 24V25H148ZM157 24H159L160 26H157ZM183 26H182V25ZM186 24H187V26H186ZM195 24V25H194ZM224 24V25H223ZM238 24H240V25H242V26H240V25H238ZM124 25L126 26V27H124ZM147 26V27H144V26ZM170 25V29H168L167 30V28H169L168 26ZM172 25V26H171ZM181 25V26H180ZM190 26V28H189V26ZM208 25V26H207ZM216 25V26H215ZM229 25L231 26V27H234V25H237V26H235V28H238L237 30H235V28H230L229 27ZM233 25V26H232ZM251 25L253 26V25H255V26H253L252 28H251ZM67 26V27H66ZM111 26V27H110ZM165 26H167L166 28H165ZM176 26V27H175ZM178 26H179V28H178ZM185 26V27H184ZM194 26V27H193ZM211 26V27H210ZM224 26V27H223ZM229 28H228V27ZM244 26V27H243ZM258 27V29H257V27ZM134 29H133V28ZM142 27H144V28H142ZM151 27V28H150ZM156 27H158V29L156 28ZM162 27V28H161ZM174 28L173 29V31L174 32H172V29L171 28ZM187 27V28H186ZM192 27V28H191ZM202 27V28H201ZM205 27V28H204ZM217 27V28H216ZM240 27V28H239ZM248 29V31L249 32H247L246 30V28ZM256 27V28H255ZM106 28V29H107ZM150 28V29H149ZM161 28V29H160ZM194 28V29H193ZM197 28V29H196ZM200 28V29H199ZM226 28V29H225ZM243 28H244V32H242L241 33V31H243ZM102 29H103V26H102ZM105 29V30H106ZM131 29H133L132 30V32H131ZM142 29H144V30H142ZM205 29V30H204ZM221 29V30H220ZM230 29V30H229ZM233 29H234V35H233V32H231V30L233 31ZM256 31H255V30ZM93 30H94V32L96 33V25H95V22H94V27H93ZM105 30H104V33H106L105 32ZM160 32H159V31ZM164 30H165V32H164ZM179 30V31H178ZM183 30L185 31V32H183ZM191 30V31H190ZM195 30V31H194ZM196 30H198V32H199V34H196V33H198V32H196ZM215 30V31H214ZM219 30V32H217ZM228 30V31H227ZM241 30V31H240ZM252 30H254L253 32H251ZM259 32H258V31ZM103 31V30H102ZM138 31V32H137ZM157 31V32H156ZM169 31H171L170 33H172V34H170L169 33ZM176 31V32H175ZM190 31V32H189ZM193 31V32H192ZM200 31H201V33H200ZM211 32L210 34L209 33H207V32ZM225 31V32H224ZM227 31V32H226ZM230 31V32H229ZM237 31H239V32H237ZM246 31V32H245ZM153 32V33H152ZM178 32V33H177ZM183 32V33H182ZM193 34H192V33ZM195 32V33H194ZM205 32V33H204ZM216 32V33H215ZM229 32V33H228ZM236 32H237V34H236ZM103 33V32H102ZM110 33V34H111ZM157 33V34H156ZM169 33V34H168ZM181 33V35H179ZM217 33H218V35L219 36H217ZM246 33V34H245ZM86 34H87V36H86ZM142 34V35H141ZM161 34V35H160ZM163 34H165V35H163ZM183 34V35H182ZM189 34V35H188ZM201 34H202V36H201ZM240 34V35H239ZM244 34H245V36H246V38L244 37ZM249 34V35H248ZM253 34V35H252ZM56 35V36H55ZM149 35V34H148ZM159 35V36H158ZM169 35H170V37H169ZM175 35V38L174 39H172V37ZM197 35V36H196ZM216 35V36H215ZM231 35V36H230ZM233 35V36H232ZM238 35V36H237ZM243 35V36H242ZM251 35H252V37H251ZM235 36V37H234ZM256 36V37H255ZM80 37V38H79ZM85 37V38H84ZM111 37H112V35L111 36H109V38L111 39ZM165 37V39H163ZM167 37V38H166ZM185 37V38H184ZM221 37V38H220ZM228 37H229V39H228ZM234 37V38H233ZM237 37V38H236ZM241 37V38H240ZM60 38H62V39H60ZM170 38V39H169ZM197 38V39H196ZM209 38V39H208ZM218 38L222 41H220L221 43H219L218 41ZM225 38H226V40H228V41H226L227 43H228V45L226 44V42H225ZM233 38V39H232ZM255 38H257L256 40H255ZM56 39H58L57 41H55ZM167 39V40H166ZM169 39V40H168ZM184 39V40H183ZM217 39V40H216ZM237 39V40H236ZM240 39V40H239ZM249 39V40H248ZM61 40L64 42V43H61ZM186 40V41H185ZM43 41H45L44 43H43ZM171 42L172 41V43H168V42ZM182 41V42H181ZM216 41V43L218 42L219 43V46H218V43L216 44V43H214ZM229 41H231V42H236V41H240L241 42V46H239L238 44L239 43H237V44H231ZM35 42V43H34ZM42 43V44H38V43ZM55 42H57V43H55ZM159 44H158V43ZM187 42V43H186ZM190 42H192V43H190ZM195 44H194V43ZM197 42V43H196ZM213 42V43H212ZM256 42V43H255ZM32 43V44H31ZM67 44H68V42H66ZM65 43V44H66ZM163 43V44H162ZM205 43H208V44H205ZM64 44V45H65ZM165 44H168V45H166V47H165ZM191 44V45H190ZM196 44H198V45H196ZM202 44V45H201ZM25 45H27V47L25 46ZM47 44L45 43V45H43V46H46ZM58 45V44H57ZM60 45H58V46H60ZM69 45V44H68ZM159 45H160V47H159ZM162 45H164V47H162ZM188 45V46H187ZM216 46V47H214V46ZM223 45V46H222ZM225 45V46H224ZM243 45V46H242ZM249 45V46H250ZM25 46V47H24ZM35 46L33 47V48H35ZM40 46V47H41ZM42 46V47H43ZM66 46V45H65ZM64 46V47H65ZM204 46H207V48H205ZM231 46H233V47H231ZM234 46H236V47H234ZM239 46V47H238ZM29 47V48H28ZM39 47V48H40ZM63 47V48H64ZM67 47V46H66ZM162 47V48H161ZM199 47L201 48V49H199ZM211 47V48H210ZM222 47V48H221ZM229 47H231V48H229ZM24 48H25V51H24ZM27 48V49H26ZM152 48V47H151ZM157 48H158V50H157ZM171 48V49H170ZM199 49V50H202V51H199V50H196V49ZM216 48V49H215ZM221 48V49H220ZM224 48V49H223ZM228 48V49H227ZM19 49V50H18ZM29 49V51H27ZM37 49H38V47H37ZM43 50H44V47L42 48ZM40 50L41 52L43 51V50ZM159 49L161 50V52L159 51ZM189 49V50H188ZM214 49H215V52H214ZM222 49L224 50L223 52H222ZM226 49V50H225ZM149 50V49H148ZM151 50V49H150ZM164 50H166L165 52H163ZM191 50V51H190ZM228 50H229V52H228ZM230 50H232V51H230ZM21 53H20V52ZM37 50L35 49V53H38L39 54V51L38 52H36ZM152 51V50H151ZM196 51H199L198 52V54H197V52ZM209 51H212V53H208ZM26 52V53H25ZM34 53V51H31V53ZM41 52H40V54L39 55H41ZM44 52H45V50H44ZM44 52H42V53H44ZM143 52V53H142ZM159 52H160V54H159ZM189 53V55H188V53ZM192 52V53H191ZM221 54H220V53ZM232 52V53H231ZM237 54V58H236V56H234L235 55V53ZM245 52V51H244ZM18 53H20V54H18ZM145 53V54H144ZM163 53V54H162ZM175 53V54H174ZM201 53V54H200ZM205 54L206 53V56H208L209 54L210 55H212L213 56V54L215 53V55L218 53V57H217V55L214 57V58H212L213 60H211V59H208V61H206L207 59H202V58H206V56L204 57L203 56V54ZM230 53H231V56H229L230 55ZM129 54V53H128ZM131 54H133V55H136L135 53H131ZM139 54V55H138ZM149 54H151L152 55V53L150 52ZM164 54H166V55H164ZM179 54V55H178ZM185 54V55H184ZM187 54V55H186ZM228 54V55H227ZM234 54V55H233ZM174 55H175V57H178V60H175V57H174ZM197 55L199 56V55H201V57H199V62H197L198 60H197ZM219 55H221V56H219ZM69 56V54H67V57ZM142 56H140V57H142ZM194 56V57H193ZM223 56L224 57H226V58H223ZM233 56V57H232ZM240 58H239V57ZM16 57V58H15ZM164 57V58H163ZM167 57V58H166ZM222 58V60H224L223 62H224V64H223V62L221 61V60H219L220 58ZM231 57V59H228V58H230ZM244 57V58H243ZM245 57H247L246 59L247 60H249V61H251V62H249V61H247L246 59H245ZM69 58V57H68ZM160 58H162V59H160ZM194 58V59H193ZM215 58H217L218 60H216ZM63 59H65V58H63ZM150 59V60H151ZM158 59V60H157ZM160 59V60H159ZM236 59H237V61H240L239 63L236 61ZM68 60V59H67ZM162 60H163V62H162ZM197 60V61H196ZM209 62L208 64H206L205 62ZM214 60H215V62H214ZM230 60V61H229ZM233 60V61H232ZM257 60V61H256ZM19 61V62H18ZM158 61V62H157ZM193 61V62H192ZM200 61H203V63H200ZM216 61H218L219 62V64H216ZM222 62V64H220L221 62ZM235 61V62H234ZM242 61V62H241ZM246 61V62H245ZM68 62V61H67ZM67 62L65 61V62H61V63H59L60 65L59 66H61L62 67V63H64V65H63V67L65 68V70L67 71V70H69L70 69V71H72V69L71 68H73V67H71L70 68V66H72L73 64H72V62H70L71 63V65H70V63L67 65ZM148 62V63H147ZM157 62V63H156ZM172 63V65H173V67H171L170 66V64L169 63ZM177 62V63H176ZM217 62V63H218ZM228 62V63H227ZM249 63V65H251V66H249L248 65V63ZM20 63V64H19ZM43 63V62H42ZM41 63V64H42ZM55 64V66L56 67H59L58 65H56L58 62H56V61H51V63L49 62L48 63V65H52V64ZM146 63V64H145ZM158 63H159V65H158ZM167 63V64H166ZM192 63V64H191ZM214 63H215V65L217 66H215L214 65ZM233 63H235V64H233ZM243 63H245L244 64V66H242V64ZM252 63H254L253 65H252ZM45 64H47V63H45ZM45 64L43 63V65L45 66ZM54 64L52 65V66H47L48 68H50L51 67V72H55V70H57L55 73H60L61 71H64V69H62V70H60L61 68L59 67L58 69L60 70L59 72H58V69L57 68H55V66H54ZM200 64H202V65H200ZM212 65V67H211V65ZM228 64V65H227ZM229 64H230V66H229ZM247 64V65H246ZM257 64H259V65H257ZM19 67H17V66ZM145 65H147L146 67H145ZM170 67H169V66ZM174 65H176V66H174ZM194 65V66H193ZM197 65V66H196ZM227 66V70H225V68H224V66ZM233 67H232V66ZM235 65V66H234ZM239 67H238V66ZM254 65H256L257 67H256V69H253V68H255V66ZM42 66V65H41ZM41 66H39V67H41ZM159 66V67H158ZM200 66V67H199ZM204 66V67H203ZM205 66L207 67V68H205ZM219 66V67H218ZM221 66H223V68H224V70L225 71H230V73L233 71L234 73L232 74V77H231V80H234V81H232V82H230L231 83V85L233 84V85H235L236 83V85L235 86H239V87H242V81L241 80H245V77H243V78H241L240 76H243V75H245L246 77H247V75H249V77H250V79H252V80H250L249 79V77H248V79L246 80V85L248 86V89H243V88H239V90L238 91H235V90H233V91H235V92H231V90L230 91H224V93H219V92H221V91H219V89L221 90V87H219V84L221 83V82H223V81H221V82H219L218 80H219V78H218V76L216 77V74H214V76L218 79H216V78H214V76H213V73H216V71H214V70H219V68L221 69ZM230 67V69H229V67ZM258 66H259V68H258ZM14 67V68H13ZM62 67V68H63ZM66 67H67V69H66ZM158 67V68H157ZM169 67V68H168ZM175 67V68H174ZM177 67V68H176ZM199 67V68H198ZM211 67V68H210ZM213 67H214V70H213ZM236 67H238V69L236 68ZM251 67H253V68H251ZM20 68H22V69H20ZM43 68V67H42ZM48 68H46V69H48ZM53 68V69H52ZM164 68V69H163ZM168 68V69H167ZM191 68V69H190ZM204 68L205 69H208L207 70V72L206 73H208L209 74V78H206L205 76H208V75H206V73H204ZM223 68L221 69V71L223 70ZM233 68H235V69H233ZM239 68H241V69H239ZM245 68H247V69H249V72H246L245 73V71L247 70V69H245ZM258 68V69H257ZM40 69V68H39ZM44 69H45V67H44ZM73 69H75V67L73 68ZM164 71H163V70ZM165 69H166V71H165ZM175 69H176V71H175ZM177 69H179V70H177ZM182 69V70H181ZM200 69V70H199ZM231 69H232V71H231ZM37 70V69H36ZM43 70V69H42ZM41 69H40V73L41 72H43ZM49 70V69H48ZM169 70V71H168ZM174 70V71H173ZM197 70V71H196ZM211 70H213L212 72H210ZM243 70H245V71H243ZM250 70H251V72H250ZM253 70V71H252ZM8 71V72H7ZM22 71H24V73H21ZM70 71H67V72H70ZM74 71V70H73ZM72 71V72H73ZM148 71H150V73L152 74H150ZM206 71V70H205ZM209 71V72H208ZM225 71H222L223 73H225ZM229 71L228 72H226L227 74H230L229 73ZM236 71V72H235ZM242 71V72H241ZM255 71V72H254ZM4 72V73H3ZM38 72V71H37ZM65 72V71H64ZM66 72V73H67ZM145 72V73H144ZM164 72V73H163ZM198 72H202L201 74H202V77L204 76L203 75V73L205 74V76H204V78H205V80L207 79V81H209V83L208 84H210V86L212 85V84H214L213 83V80H214V82H216V83H218L219 82V84L218 85H215V86H211V87H209V90L211 89H213L214 87H216V89L215 90H207L208 89V84H207V81L204 83V79H203V81H201L202 80V78L201 77H197L194 73H196V74H198ZM240 72V73H239ZM253 72H254V74H253ZM260 72V73H261ZM8 73V74H7ZM61 73H63V72H61ZM166 73H168V74H166ZM180 73V74H179ZM225 73V75H227ZM236 73V74H235ZM242 73V74H241ZM250 73H251V75H250ZM259 73V74H260ZM264 73V72H263ZM160 74V75H159ZM171 74V75H170ZM172 74H173V76H172ZM201 74L199 73V76H201ZM218 74V73H217ZM3 75V76H2ZM17 75H18V77H17ZM58 75H60V74H58ZM150 75V76H149ZM178 75V76H177ZM212 75V76H211ZM236 75V76H235ZM24 76V75H23ZM71 76V75H70ZM125 76H132V78H133V80L131 81V83H129V85L128 84H126V82L124 81V78H125ZM134 76V77H133ZM151 76H153V77H151ZM167 76H169V80H167V81H163L164 80V78H166L167 79ZM170 76H172L173 78H174V80H172L171 81V79H173L172 77H170ZM233 76H234V78H233ZM240 77V79H239V77ZM256 76H257V74H256ZM255 75H254V77H256ZM260 76V79H263V78H261V76H262V73L259 75ZM57 77H59V76H57ZM158 77H160L159 79H161L162 80V82H156L157 80L156 79H158ZM178 77V78H177ZM180 77V78H179ZM188 77H190V78H188ZM211 77H213V80H211ZM9 78V79H8ZM13 78V79H12ZM15 78L17 79V83H15L16 82V80H15ZM171 78V79H170ZM177 78V79H176ZM184 78V79H183ZM196 78H198V81L196 80ZM238 78L239 79V85H238V80H236V79ZM11 79L12 80H14V83L11 81ZM23 79V78H22ZM182 79V80H181ZM188 79H190V80H188ZM216 79V80H215ZM257 79V78H256ZM259 79V78H258ZM155 81L154 83H153V81ZM176 80V81H175ZM183 80H185V81H183ZM188 80V81H187ZM254 80V81H253ZM8 81H10L8 84H7V82ZM149 81V83H146V82H148ZM152 81V82H151ZM171 81V82H170ZM191 81H193V82H191ZM210 81H212L211 83H210ZM255 81H257V82H255ZM99 83H102L103 82V80H99L98 81ZM130 82V81H129ZM199 82V87H201V88H203L204 87V89L205 90H207V92L204 90V89H201V91L202 90H204V91H202V93H204V94H198V92H197V96H201L202 95V97H200V99H199V97H198V99L199 100H197L196 98H197V96H196V94H194V93H192V92H194L195 91V89H194V87H195V85H197L196 83H198ZM201 82H203V83H201ZM251 82V83H250ZM12 83V84H11ZM104 83V82H103ZM153 83V84H152ZM189 83V84H188ZM253 83V84H252ZM3 84V85H2ZM6 84V85H5ZM18 84L20 85V88H21V93H20V88L18 87ZM96 84V83H95ZM160 84V85H159ZM167 84H169V85H167ZM207 84V85H206ZM223 84V83H222ZM222 84H220V86L222 85ZM26 85V87L24 88V86ZM166 87H165V86ZM171 85V86H170ZM204 85V86H203ZM232 85V86H233ZM2 86V87H1ZM4 86H6L7 87V89H6V87H4ZM22 86V87H21ZM27 86H29V88H27ZM102 86V85H101ZM170 86V87H169ZM247 86H246V88H247ZM252 86V87H251ZM11 87H12V90L10 91V89H11ZM15 87V88H14ZM157 87H158V96H159V98H158V96H157V100H154V99H156V98H154V97H156V94H155V89H157ZM163 87V88H162ZM167 87H169V88H167ZM197 87V89L199 88L198 86H196ZM195 87V88H196ZM205 87H207V88H205ZM218 87V88H217ZM251 87V88H250ZM254 87V88H253ZM19 88V89H18ZM33 88V87H32ZM111 88V92L109 91V89ZM106 87V89L105 88H103L102 87V89H103V92L108 96H113L114 98H115V96H114V94L113 93H115L114 92V89L112 88V87ZM142 88V89H141ZM145 88V89H144ZM164 88H166V89H164ZM189 88V89H188ZM192 88V89H191ZM14 89V90H13ZM16 89H17V91H16ZM23 89H24V91H23ZM112 89H113V91H112ZM149 89V91H150V89H151V91H152V95H150L149 96V94H148V92H147V90ZM19 90V91H18ZM139 90V91H138ZM165 90V91H164ZM190 90H191V93H190ZM194 90V91H193ZM199 90V93H201L200 92V89H198ZM241 90V91H240ZM245 90H247V91H245ZM7 91V92H8ZM122 91V92H123ZM142 91H144L143 93H142ZM150 91V92H151ZM170 92V95L168 94L169 92ZM217 91V92H216ZM245 93H244V92ZM6 92V93H7ZM11 92V93H10ZM14 92V93H13ZM23 92V93H22ZM25 92V93H24ZM164 92V93H163ZM174 92V93H173ZM214 92V95H212V93ZM217 93V95L218 96H220V94H224V95H226V97H228V95L227 94H229L232 98H234V96H236V97H238L239 95H241V96H239L240 97V99L238 98V100L236 99V98H234V99H232V98H230L228 101L226 100V102H225V104H223L222 106H221V108L219 107L218 109H216V108H213V107H211L212 106V103H211V101L209 100V98L210 97H212L213 96V100H214V97H215V99L216 98H218L217 97V95H215L216 93ZM229 92V93H228ZM233 94V95H231V93ZM15 93H17V94H15ZM20 93V94H19ZM133 93V92H132ZM144 93H147V96H148V98L146 97V94H145V96H144ZM161 93V94H160ZM226 93V94H225ZM237 93H239V95L237 94ZM242 93V94H241ZM19 94V95H18ZM131 94V93H130ZM151 94V93H150ZM188 94H190V95H188V96H191L192 98H193V100L191 99L190 100V103L189 104H191L190 106H186L187 108H185V110H186V112H184V114L186 115V114H189V115H186V116H184V114H183V116H184V119H183V117L182 116H180L179 117V115H178V117L179 118H177V120L176 119H174V118H176L177 116H176V111H173L172 110V108H175L174 107V104H176L174 101H180V100H183L182 98H186V96ZM211 94V95H210ZM234 94H237V95H234ZM5 95H7V94H5ZM21 95V96H22ZM23 95V96H24ZM116 95V94H115ZM143 96V97H141V96ZM154 95V96H153ZM193 95V96H192ZM209 95V96H208ZM169 96V97H168ZM194 96H195V98H194ZM229 96V97H230ZM247 96V97H246ZM10 97V98H9ZM144 97H146V103L144 104V100H142V98L143 99H145ZM167 97V98H166ZM204 97H207V99L206 98H204ZM228 97V98H229ZM13 98V99H12ZM136 98V99H137ZM152 100H151V99ZM154 98V99H153ZM170 98H171V100H170ZM1 100L3 99L2 98V96H1V98H0ZM140 99H141V101H140ZM203 99V100H202ZM211 99V100H212ZM49 100V102H50V99H47V101ZM120 101H123L122 99H119ZM132 100V101H131ZM162 100V101H161ZM170 100V101H169ZM234 100V101H233ZM2 101H4V100H2ZM7 101V100H6ZM9 101H7L8 103H9ZM46 101V102H47ZM158 101H161V102H158ZM178 101V102H179ZM243 103H242V102ZM248 101V100H247ZM246 101V102H247ZM7 102H4L6 105H8V103ZM136 102H137V104H136ZM141 102H143V103H141ZM168 102V103H167ZM177 102V103H178ZM231 102H233V104L231 103ZM9 103V104H10ZM131 105H130V104ZM229 103H231V104H229ZM125 104V103H124ZM169 104V105H168ZM188 104V105H189ZM237 104V105H236ZM150 106L149 108H148V106ZM157 105V106H156ZM159 105H160V107H159ZM162 105V106H161ZM169 106V108H168V106ZM194 105V106H193ZM229 105H231V107L229 106ZM9 106V105H8ZM129 106H130V108H129ZM136 106V107H135ZM145 106V107H144ZM156 106V107H155ZM210 107H211V109H210ZM232 107H233V109H232ZM234 107H235V109H234ZM129 108V109H128ZM142 108V109H141ZM156 108V109H155ZM164 108H166V109H164ZM190 108H193V110L191 109L190 110ZM205 108H208V110L210 109V111H208L207 109H205ZM213 108V109H212ZM222 108H223V110H222ZM32 109V108H31ZM125 109V108H124ZM145 109V110H144ZM190 110V113L189 112H187V111H189ZM9 110V109H8ZM126 110V109H125ZM163 110V111H162ZM165 110L166 111H168L169 110V112L167 113V112H165ZM173 112H172V111ZM205 112H204V111ZM216 111V113H215V111ZM246 110H247V108H246ZM246 110H245V113H246ZM31 112H29L30 113V120H32L31 121V123L32 124H35V125H39V126H42L43 124H41V121H40V119L38 120L37 118H36V116H37V111H39L38 109H36V110H34V108L32 109V110H30ZM108 111V108H106L105 110H104V113H106V112ZM153 111V112H152ZM157 111V112H156ZM164 113L165 114V116L161 113ZM196 111V112H195ZM234 111H236V112H234ZM239 111H240V113H239ZM146 112V113H145ZM150 112H151V114H150ZM192 112H194L193 114H192V116H190V114L192 113ZM208 112H210V114L208 113ZM214 112V113H213ZM226 112V111H225ZM227 112H228V108H227ZM234 112V113H233ZM244 112V111H243ZM7 113H9V111H7ZM144 113H145V115H148V116H145L144 115ZM154 113H156V114H154ZM161 113V114H160ZM166 113H167V115H168V117L166 116ZM172 113V114H171ZM207 113V115H204V114H206ZM237 113H239L238 115H237ZM35 114V115H34ZM125 114H127V115H125ZM143 114V115H142ZM33 115V117L35 118V120H37V121H40V122H36L34 119H33V117H31ZM159 115V116H158ZM199 115V116H198ZM208 115H210V116H208ZM212 115H216L214 118H212L213 116ZM235 115V116H234ZM237 115V116H236ZM156 116V117H155ZM163 116V117H162ZM173 116H175V117H173ZM204 116H205V118H204ZM208 116V117H207ZM234 116V117H233ZM106 117H107V113H106ZM114 117L115 116H113V119H114ZM123 117V115L121 116V118L122 119H124L125 120V118ZM142 117H143V121H142ZM145 117V118H144ZM161 117V118H160ZM169 117H172V118H169ZM190 117L194 120V122H192L191 120H190ZM202 117V118H201ZM217 117V118H216ZM238 117V118H237ZM108 118V117H107ZM116 118V117H115ZM149 118V120H147V119ZM164 118H166V119H168V121H166ZM185 118H187V119H189V120H187V119H185ZM208 118H209V120H208ZM233 118V119H232ZM235 118H236V120H235ZM131 119V120H130ZM133 119H134V121H136V122H134L133 121ZM137 119H138V121H137ZM140 119V120H139ZM171 119H174V120H176V123H175V121L173 122V120L172 121H170ZM206 119H207V121H208V123L206 122ZM240 119V118H239ZM108 120H109V118H108ZM144 120H145V122H144ZM154 120H155V123H154ZM204 120V121H203ZM114 121H115V119H114ZM147 121V122H146ZM158 121V122H157ZM161 121V123H159ZM192 123H191V122ZM111 123V126H113V122L112 121H110ZM116 122V121H115ZM138 122V123H137ZM141 122H143V123H141ZM170 124H169V123ZM187 122H189V123H191L190 125H188L189 123H187ZM205 122V123H204ZM241 122H244L245 123V121H241ZM37 123V124H36ZM119 123H121V122H119ZM131 125H130V124ZM136 123H137V126H136ZM156 123H158V124H156ZM172 123L174 124V125H172ZM182 123H183V125H182ZM210 123V124H209ZM32 124H31V127H32ZM116 124V123H115ZM129 124V125H128ZM148 124H151L150 126H148ZM168 124V125H167ZM181 125V126H179V125ZM201 124V125H200ZM117 125H118V123H117ZM116 125V126H117ZM121 125H122V123H121ZM120 124L118 125V126H121ZM138 125H140V126H138ZM144 125V126H143ZM146 125H147V127H146ZM199 125V126H198ZM44 126V125H43ZM136 126V127H135ZM153 126V127H152ZM204 126H206L205 128H204ZM248 126V127H247ZM247 126H245V130H243L244 129V127H243V129H241L242 128V126L240 127V128H238L237 126H234V127H237V128H235L236 129V132L234 133V135H237V138L235 139V140H240L241 139V134L242 135H244L245 134V132H246V130L248 131V133H249V127H250V129H252V130H250V131H254L253 130V128H251L252 126H249V124L247 123ZM135 127V128H134ZM255 127H257V126H255ZM43 128V129H42ZM131 128H133V130L131 129ZM158 128V129H157ZM41 129L43 130V131H47L46 129H44V127H41ZM160 129V130H159ZM256 130H257V128H255ZM40 130V129H39ZM133 132H132V131ZM202 129H198L197 131H198V133H197V131L195 132V134H194V137H198V139H201V134L200 133H202V132H200ZM202 130V131H203ZM255 130V131H256ZM168 131H170V132H168ZM239 131H241V132H243V133H241V134H239L240 132ZM245 131V132H244ZM254 131V133H256ZM45 133V132H44ZM43 133V134H44ZM237 133V134H236ZM158 134V137L156 136ZM251 134V133H250ZM141 135V136H140ZM155 137H154V136ZM196 135V136H195ZM163 136V137H162ZM170 136H171V138H170ZM245 136H246V134H245ZM169 138V140L168 139H165V138ZM203 137V136H202ZM139 138H141V139H139ZM154 138V139H153ZM156 138V139H155ZM159 138L160 139H164L163 141L161 140H159ZM192 138H193V136H192ZM189 139V140H192L193 141V139ZM139 139V140H138ZM145 139V140H144ZM158 139V140H157ZM173 139V140H172ZM197 139V140H198ZM143 140H144V142H143ZM156 140V141H155ZM168 140V141H167ZM152 141V142H151ZM154 141L155 142H157V143H154ZM160 143H159V142ZM170 141V142H169ZM191 141V144L192 145H194V142H195V145L194 146H196L197 147V145L199 144V143H201L200 141H202V143H203V140L201 139L199 142H198V144L196 143V139H195V141L194 142H192ZM151 142V143H150ZM162 142V143H161ZM144 143V144H143ZM159 143V144H158ZM189 143H190V141H189ZM154 144V146H156V147H152V145ZM156 144V145H155ZM191 144H190V146H191ZM8 145H9V140H7V141H3V140H0V148L2 149H5L6 147H8ZM160 145H161V147H160ZM170 145V146H169ZM200 145H202V144H200ZM232 145V144H231ZM173 146V145H172ZM175 146V145H174ZM199 146V145H198ZM138 147H140L139 148V150L140 149H143V147L142 146H137V148ZM195 147V148H196ZM145 148V147H144ZM156 148V149H155ZM191 148V147H190ZM194 148V149H195ZM198 148V147H197ZM199 148H201V147H199ZM199 148H198V150H199ZM2 149V150H3ZM153 149H155V150H152ZM172 149H171V151H172ZM192 149V148H191ZM191 149H189L190 151H189V154L191 155V157H189V158H192V156H193V154H195V153H193V151L191 150ZM230 149V148H229ZM197 150V151H198ZM200 151V150H199ZM151 152V153H150ZM169 152V151H168ZM169 153H171V152H169ZM154 154V155H155ZM172 154V153H171ZM170 154V155H171ZM175 154H176V152H175ZM199 153H197V155H198ZM153 155V156H154ZM167 155V154H166ZM152 156V155H151ZM173 156L174 155H172L171 157L173 158ZM187 157H188V155H186ZM194 156H196V154L194 155ZM170 157V156H169ZM170 157V158H171ZM185 158L184 160H186V159H189V158ZM197 157V156H196ZM196 157H194V158H192V160H194ZM71 165V164H70ZM36 172V171H35ZM38 172V171H37ZM34 173L33 172V175L34 176H38L39 175V173ZM229 191V190H228ZM230 192V191H229ZM233 195H235V199L231 196V193H230V198H229V200H228V202L227 203H221L219 206H220V208H232V209H235L237 206H241V207H243V208H252V207H256V206H259V207H261V206H263L264 205V197H263V200L262 201H258V199H257V194H256V192H254V191H250L249 193H248V195L247 196H245L241 201H240V196L238 197V198H236V196H238V195H236V194H233ZM2 197V199H0L1 201L3 200H5V198H6V196L4 195V194H1L0 195V198ZM4 198V199H3ZM256 200V201H255ZM219 203H220V201H219ZM15 205V204H14ZM22 204H18V205H15V206H17V208H18V206H21ZM8 207H10V206H8ZM25 219H27V221H25L26 223L25 224H27V225H32V224H34V222H32L31 221V218H25ZM256 219V218H255ZM29 220V221H28ZM233 220V219H232ZM259 219L257 218V220H255V221H258ZM0 229H2V227L0 226ZM5 229V228H4ZM255 233H258V231H256ZM255 233H253V234H255ZM236 234V233H235ZM235 234H233V235H231V237L228 239V241H230V242H228V243H226L227 245L229 244H231L234 240L233 239H235V236H237V235H235ZM252 234V235H253ZM238 237V236H237ZM237 237H236V239H237ZM238 240V239H237ZM32 241H34V239L32 240ZM240 241H241V239H240ZM214 243L215 242H213L212 244H210V245H212L211 246V250L213 249V251H215L216 249H218L217 248V246H224L225 244L224 243H222V241H217L216 243H215V245H214ZM235 243H236V241H235ZM234 242L232 243V244H235ZM242 243V242H241ZM240 243V244H241ZM3 243H1L0 244V258L2 259H0V264H53V263H57L56 261H59L58 259H50V260H47L48 259V257L50 258L51 256H50V253H46V254H40V255H38L37 256V258H36V256L35 257H31L30 255H27V256H30V257H27V260L28 259H30V261L29 262H27V261H25V258H26V256H24V258H23V256H22V253H20V252H18V251H16L15 250V247H12V245L11 246H9V244H3ZM232 244L230 245V246H232ZM239 244V243H238ZM244 244H245V242H244ZM243 243L241 244V245H244ZM217 245V246H216ZM227 245H225L226 246V248H228L227 247ZM213 246H216V247H213ZM219 246V249H218V251L217 252H219V250H220V247ZM233 246H235V245H233ZM232 246V247H233ZM10 247V248H9ZM213 247V248H212ZM231 247V248H232ZM14 248V249H13ZM216 248V249H215ZM223 249H221V250H225L226 251V249L224 248V247H222ZM7 249V250H6ZM205 249V248H204ZM206 249H208V251L206 250ZM205 250L206 251H204V253H206V252H209V254L210 253H213V256L215 255L216 256V254H218L219 256L221 255V253L223 254L224 252H221V253H216V252H210L209 250H210V248H206ZM234 249V248H233ZM4 250V251H3ZM7 251V253H6V251ZM9 250V251H8ZM227 250H229V248L227 249ZM231 250V249H230ZM232 251V250H231ZM229 252V253H227V252H225L227 255H232L231 253L232 252ZM234 251H236V249L234 250ZM14 252V253H13ZM237 252V251H236ZM5 253V254H4ZM11 253H13L12 254V256H11ZM19 253V254H18ZM10 254V255H9ZM208 254V253H207ZM235 254H238V252L237 253H235ZM241 254V253H240ZM240 254H239V256L238 255H236V257L238 256V257H240ZM2 255V256H1ZM15 257H14V256ZM18 255V256H17ZM31 255H33V254H31ZM212 255V254H211ZM4 256V257H3ZM39 256H42V258L40 257L39 258ZM219 256H216V257H219ZM14 257V258H13ZM45 257V258H44ZM234 258H235V256H233ZM237 257V258H238ZM20 258V259H19ZM34 258V260H35V262H34V260H32ZM40 260V262H38L37 263V261L36 260ZM45 260V262H44V260ZM236 259V258H235ZM6 262H5V261ZM22 260V261H21ZM38 260V261H39ZM43 260V261H42ZM63 260H66V259H63ZM62 260V261H63ZM3 263H2V262ZM8 261V262H7ZM19 261H21V262H19ZM32 261V262H31ZM53 261H55V262H53ZM71 261V262H70ZM70 261H64V262H70V263H72V264H77L78 262V264H81L82 262L80 261V260H70ZM73 261V262H72ZM10 262V263H9ZM23 262V263H22ZM27 262V263H26ZM34 262V263H33ZM77 262V263H76ZM82 264H85V263H82Z\"/></svg>",
	"mask_w": 264,
	"mask_h": 264
},
{
	"label": "crops",
	"instance_id": "3",
	"mask_svg": "<svg viewBox=\"0 0 264 264\" xmlns=\"http://www.w3.org/2000/svg\"><path fill=\"white\" fill-rule=\"evenodd\" d=\"M34 10L31 0H0V64L7 62L16 48L58 26V16H39Z\"/></svg>",
	"mask_w": 264,
	"mask_h": 264
},
{
	"label": "built area",
	"instance_id": "4",
	"mask_svg": "<svg viewBox=\"0 0 264 264\" xmlns=\"http://www.w3.org/2000/svg\"><path fill=\"white\" fill-rule=\"evenodd\" d=\"M134 77V76H133ZM133 80L132 76H125L124 81L126 82V84L129 85V83H131V81ZM130 81V82H129Z\"/></svg>",
	"mask_w": 264,
	"mask_h": 264
}]
</instances>
